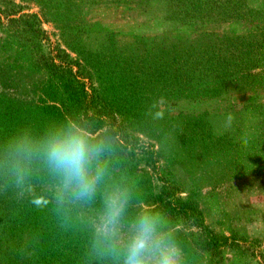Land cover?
<instances>
[{
    "label": "rangeland",
    "instance_id": "rangeland-1",
    "mask_svg": "<svg viewBox=\"0 0 264 264\" xmlns=\"http://www.w3.org/2000/svg\"><path fill=\"white\" fill-rule=\"evenodd\" d=\"M23 14L38 32L32 17L9 20ZM0 15V241L15 233L18 253L7 258L109 264L90 251L89 221L125 176L129 214L167 213L186 264H264V0H0ZM69 122L112 153L95 203L61 228L41 163L22 190L3 161L9 142Z\"/></svg>",
    "mask_w": 264,
    "mask_h": 264
},
{
    "label": "clouds",
    "instance_id": "clouds-1",
    "mask_svg": "<svg viewBox=\"0 0 264 264\" xmlns=\"http://www.w3.org/2000/svg\"><path fill=\"white\" fill-rule=\"evenodd\" d=\"M164 115L163 110L153 111L156 120ZM232 119L231 114L226 118L229 124ZM111 153L110 141L95 140L86 127L69 122L38 142L27 137L9 142L3 164L8 179L23 190L31 164L39 161L55 182L56 219L61 228H71L76 226L73 208L92 206L110 175L106 157ZM135 198L134 186L125 176L113 180L103 193L98 215L89 221L93 256L109 264H186L177 225L167 213L146 203L129 214Z\"/></svg>",
    "mask_w": 264,
    "mask_h": 264
},
{
    "label": "trees",
    "instance_id": "trees-1",
    "mask_svg": "<svg viewBox=\"0 0 264 264\" xmlns=\"http://www.w3.org/2000/svg\"><path fill=\"white\" fill-rule=\"evenodd\" d=\"M11 14H14V13H7V15H11ZM32 17L33 18V20H34V22H36V23H28L27 21H26V26H27V30L29 31H32V32H38V27H35L37 24H38V21H37V18L34 16V15H32V14H23V15H21V16H19V17H21V18H15V17H10V21H17V22H19V21H21V19L23 18V17ZM2 22H1V15H0V24H1ZM189 208L191 209V211L195 214V216H196V218H198V213H197V211L195 210V208L194 207H192V206H189ZM0 233L1 234H3V235H9L10 233H11V229H10V226L9 225H7V222H5L3 225H1L0 226ZM14 237H16V234L15 233H13L12 235H11V237H9V238H14ZM9 238L5 241V246H4V242H2V241H0V253H4V256H2V255H0V264H15V262H17V260L18 259H9V258H7L8 257V255L11 253V252H13V253H15V251L13 250V247H12V245H11V243H10V241H9ZM15 254H18V253H15Z\"/></svg>",
    "mask_w": 264,
    "mask_h": 264
}]
</instances>
